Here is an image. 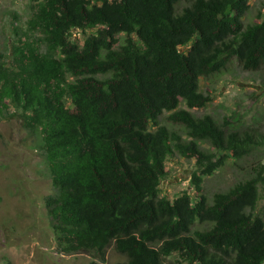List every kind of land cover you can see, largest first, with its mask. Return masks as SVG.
Wrapping results in <instances>:
<instances>
[{"label":"trees","instance_id":"1","mask_svg":"<svg viewBox=\"0 0 264 264\" xmlns=\"http://www.w3.org/2000/svg\"><path fill=\"white\" fill-rule=\"evenodd\" d=\"M250 10L248 0H34L29 30L13 29L12 56L0 51V108L11 103L41 135L56 190L45 204L64 252L104 260L113 246L124 264H165L172 254L188 264H264L255 214L264 166L211 201L201 194L205 177L228 155L242 160L264 145V133L190 112L211 101L200 80L232 60L264 70V0L247 24ZM74 30L96 32L79 46ZM165 113L173 129L159 125ZM175 155L199 166L196 201L161 195Z\"/></svg>","mask_w":264,"mask_h":264},{"label":"rangeland","instance_id":"2","mask_svg":"<svg viewBox=\"0 0 264 264\" xmlns=\"http://www.w3.org/2000/svg\"><path fill=\"white\" fill-rule=\"evenodd\" d=\"M251 10L245 23H252L263 0H248ZM34 0H0V51L12 56L16 46L14 27L20 34L30 28ZM181 4L179 8L183 7ZM264 18V11L262 12ZM95 30L73 31L72 40L82 46ZM189 48H181L187 52ZM200 91L211 96L202 109L190 110L197 117L212 116L227 129L253 130L264 133V70L246 72L232 60L226 70L200 80ZM67 108L73 109L69 100ZM183 109H187L182 105ZM165 113L160 126L170 129ZM150 129H154L150 126ZM202 149L212 152L206 143ZM40 133L29 128L14 105L0 108V264H124L125 256L113 246L103 260L95 250L66 253L51 228L46 198L56 194L49 167L41 149ZM222 153H216L220 158ZM264 166V145L256 146L242 160L228 155L224 166L212 176L205 177L201 194L209 201L217 192H225L238 182L250 179L255 170ZM195 159L180 155L166 162L168 175L161 182V195L170 201L188 192L194 201L198 193L190 183L191 174L198 169ZM260 199L255 214L264 218V183L259 187ZM206 228V227H203ZM165 264H188L178 254H172Z\"/></svg>","mask_w":264,"mask_h":264}]
</instances>
